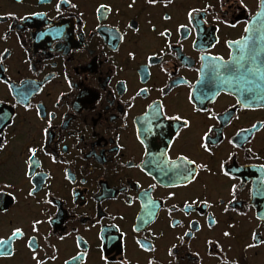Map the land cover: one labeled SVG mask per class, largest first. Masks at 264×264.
I'll use <instances>...</instances> for the list:
<instances>
[{"label":"flooded vegetation","instance_id":"obj_1","mask_svg":"<svg viewBox=\"0 0 264 264\" xmlns=\"http://www.w3.org/2000/svg\"><path fill=\"white\" fill-rule=\"evenodd\" d=\"M257 2L244 0L245 7L227 0L223 18L236 24L229 27L213 19L220 13L218 0H171L167 6L165 0L154 5L148 0H70L76 8L64 0H0V53L8 49L0 60V115L10 117L0 121L7 140L0 149V189L5 193L0 195V237L9 236L14 227L24 232L12 242L14 255L0 256V264H36L27 247L29 237H35L37 258L47 257L46 264H72L70 258L78 251L86 253L78 264H105L102 257L107 264H120L122 256L130 264H148L149 259L168 264L169 246L185 231L192 233L185 238L191 247L180 245V264H221L218 250L208 255V239L219 241L230 262L264 264V243L245 248L254 243L253 233L264 240V220L257 219L264 215L261 100L244 109L236 104V84L213 85L210 95L220 87L225 90L214 99L195 101L197 108L211 109L213 119L193 110L187 100L201 80V56L210 53L227 60L234 54L228 42L246 35L243 29L254 22ZM101 4L108 9L97 12ZM206 4L215 11L188 20L190 8ZM166 15L171 19L165 20ZM180 24L187 29L178 30ZM165 28L171 35L161 37ZM148 56L153 59L146 73ZM165 85L167 95L159 91ZM142 88L148 91L141 93ZM17 92L27 94L30 107L25 108ZM153 101H163L191 120L171 147L169 137L157 135L159 128L146 119ZM48 113L54 115L49 118ZM165 126L169 133L177 127L173 121ZM210 127L212 151L206 152L200 137ZM35 146L44 149L37 152L40 166L33 169L39 175L26 176L28 148ZM145 147L150 153L167 147L173 159L183 153L209 170L198 169L187 186L165 187L170 181L145 155ZM140 190L159 207L153 209L146 197L135 199ZM169 192L176 195L169 199ZM129 197L131 205L126 203ZM186 200H198L195 211L185 214ZM205 200L207 204L199 202ZM173 204L171 218L180 222L176 228L169 226L167 212ZM213 219L216 223L209 228ZM33 220L43 221L36 232ZM133 226L143 230L133 231ZM137 239L149 241L155 251L141 249Z\"/></svg>","mask_w":264,"mask_h":264},{"label":"snow or ice","instance_id":"obj_2","mask_svg":"<svg viewBox=\"0 0 264 264\" xmlns=\"http://www.w3.org/2000/svg\"><path fill=\"white\" fill-rule=\"evenodd\" d=\"M65 3H69V6L72 8H76V4H71L70 0H64ZM150 4H156L157 0H148ZM239 4L242 6L244 5V0H238ZM168 3H171V0H165V6H167ZM220 13L215 15L213 19L218 21L219 23H223L225 25H228L229 27H236V24L230 23L227 19H224L223 17H226L228 15V12L226 11L227 7V0H218ZM131 7V5H129ZM257 11L253 14V23L245 25L243 31L246 35L241 36L238 40L229 41L228 43L234 47L235 53L230 54L228 59L225 60L223 57L219 56H212L210 53L206 54L204 56H201V66L198 71L201 73V80L198 82V86L192 90L189 91L187 94V100L192 105L193 110L195 111H203L206 112L209 119H213L216 114L212 112L211 109H206L203 107L197 108L195 101H200L201 103L203 100L208 99H214L216 96H219L221 92H223L225 89L224 87H220L219 90L215 91L213 94L210 95L211 92V86L213 85H224V86H232L233 84H236L238 87L236 88V91L239 93V97L236 100V104L239 105L241 108L248 109L252 106L253 103L256 102L257 99L261 100L260 106L264 107V0H258L256 5ZM102 9L106 10L108 9L107 5L101 4L97 8V12H100ZM57 10H59V4L57 5ZM212 10L215 11L213 4H206L203 8H196L192 7L187 11V18L188 20L194 19V14L201 13L204 15H207L208 11ZM8 15H12L9 13ZM33 15H38V13H33ZM165 20L171 19L170 16H164ZM206 22V21H204ZM196 23L197 27L200 26L201 21L198 17H196ZM97 27H100V25H97ZM131 27V25H129ZM186 24H180L178 26L179 29H187ZM153 30H155V26H153ZM251 34V35H249ZM161 37L169 36L171 35L168 28H165L163 31L159 33ZM201 36L203 39H208L207 34L201 33ZM6 38V37H5ZM120 39H123V37H119ZM212 39H216V37H212ZM8 52V49H4L3 53H0V60H2L5 53ZM129 57L132 59H135V53L129 52ZM153 57L148 56L147 60L149 61L148 65H145L143 70L147 73L148 67H150V62L152 61ZM205 69L208 71L205 72ZM162 71H167V69L162 68ZM150 75V73H148ZM184 83H187L185 81ZM11 87V86H10ZM166 88H169L168 85H165V87H162L159 89L161 93H164L167 95V92L165 91ZM147 88L140 89L141 93L147 92ZM198 93V95H197ZM230 94V93H229ZM17 95L21 98L22 101H24V106L27 109L30 107V105L27 103L28 96L24 92H17ZM135 97H131L130 100H134ZM19 102V101H18ZM153 104H155V108L153 109ZM128 107H133V104L129 102ZM148 108L151 110L150 115L146 117L149 124H154L155 127L159 128V132L157 135H159L161 138L168 136L169 137V144L167 147H171V143L174 142L175 139H178L180 137V128H190L191 127V120L185 116L182 112H180L178 109L172 108L169 109V106L166 105L163 101H153L152 104L148 105ZM49 118H51L54 114L48 113L47 114ZM127 115V113H125ZM10 119V117L6 115H0V121H6ZM228 121L231 120V114H228L227 116ZM167 121H173L176 122V130L174 133H169L166 129L165 122ZM51 124V120L49 119V126ZM253 128H256V125H252ZM151 129H149L150 131ZM47 131V130H45ZM212 132V128L210 127L208 131H205L203 135L200 137L201 143L200 147L204 149L206 152H211L212 150L209 148V142H212V137L210 133ZM4 132L2 129H0V149H2L6 143L7 140L4 138ZM137 140L141 145H144V140L140 139V136L137 135ZM166 150L163 152L158 153H150L148 149L145 147L143 149L145 155H147L151 162L155 165L156 169L159 171L161 176L167 177L169 179V183L165 185V187H184L188 184L192 183L196 179L197 170L198 169H204L209 170L208 166L206 164H197L195 159H190L188 155H185L183 153L177 155L175 159H173ZM38 151H44V149L40 146L35 147H29L28 148V161L30 163L27 164V171L25 172L26 176H38L39 173H36L33 169L34 167H39L40 162L36 160V154ZM248 151H251V149H248ZM54 159V157H53ZM128 167H140V165H133L132 163H128ZM221 170L224 169V165H220ZM261 169L264 170V165H261ZM148 175H151V173H148ZM224 175H228L227 172H224ZM155 179V177H153ZM180 181L181 183H175V181ZM11 185H5V188H10ZM35 187V186H34ZM137 189H141V186L139 182L136 184ZM149 188H155V184H150L148 186ZM236 189V185H232L233 192ZM260 191L264 192V187L260 189ZM3 189H0V195H4ZM8 195H11V193H7ZM29 195H33L34 193L30 191L28 193ZM176 195L175 192H169L168 198L171 199ZM147 198L148 205L152 206L153 209L158 208L159 205L155 200L152 199L150 194L144 190H140L137 192V195L135 199H143ZM235 196L233 195V199ZM133 198L129 197L126 200V203L131 205L133 203ZM200 203L207 204L208 202L205 201H199ZM47 203L51 204L52 201L48 200ZM198 203V200H192L190 203L186 200L184 201V211L185 214L195 211V205ZM141 207H145V205H141ZM176 209V205H170V207L167 209V212L169 214V226L172 228H176L179 221L171 218V213L173 210ZM225 211H227V208H225ZM149 215H154V213L150 212ZM49 221H51V217L48 218ZM123 219V217H121ZM257 219L264 220V215H258ZM43 223L41 220H33L32 221V230L33 232L38 231L36 228V225H39ZM191 223V222H190ZM216 221L213 219L209 223V228L212 227L213 224H215ZM143 229L137 226H133V231L139 232ZM117 231L119 229L117 228ZM24 235L23 229L21 227H14L11 230V234L7 237H0V256H12L14 255V249L12 248V242L15 238L22 237ZM123 235V233H121ZM162 235V233H160ZM224 236H230L231 234L229 232H224ZM192 233L190 231H185L181 235L175 237V239L178 241V243H172L168 248V256L170 259L168 260V264H180V260L183 259V257L180 255V245H186L187 248H190L191 245L187 243L186 237H191ZM47 239V237H45ZM61 240L64 239L63 236L60 237ZM253 240L254 243H249L245 245V248H255L258 244L264 243V240H257L256 234L253 233ZM80 241H77V244L79 245ZM136 243L139 245V247L145 251H155V246L152 245L147 240H141L137 239ZM206 244L208 245V255H213V249L218 250L217 251V259H220L221 264H239L238 260H232L231 262L228 260L226 254L223 251L222 246L220 245L219 241L208 239L206 241ZM147 245V246H146ZM27 247L32 252V259L36 261V264H46V259H38L37 258V248L39 245L35 241V237H29V242L27 244ZM54 247V246H52ZM86 253L82 251H78L75 256H72L70 258L72 264H78L79 261H82L85 257ZM195 257L199 258V253L194 254ZM52 260H55L57 257L56 255H53L50 257ZM102 259L105 260V264H107V258L102 257ZM64 264H69L68 260L64 261ZM120 264H130L128 260H126L123 256L121 257ZM148 264H156V261L154 259H149Z\"/></svg>","mask_w":264,"mask_h":264}]
</instances>
